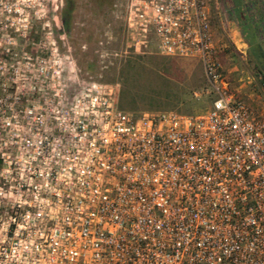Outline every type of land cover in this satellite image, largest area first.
I'll return each instance as SVG.
<instances>
[{"label":"built area","instance_id":"1","mask_svg":"<svg viewBox=\"0 0 264 264\" xmlns=\"http://www.w3.org/2000/svg\"><path fill=\"white\" fill-rule=\"evenodd\" d=\"M50 1L0 0V264H264V112L222 62L215 0L127 5L135 52L153 35L202 64L195 114L124 110L118 84L65 75L33 37Z\"/></svg>","mask_w":264,"mask_h":264},{"label":"rangeland","instance_id":"2","mask_svg":"<svg viewBox=\"0 0 264 264\" xmlns=\"http://www.w3.org/2000/svg\"><path fill=\"white\" fill-rule=\"evenodd\" d=\"M53 1L59 9L54 12L50 1L48 8L39 13L42 18L40 21L37 20L33 35H37L36 38L39 43L41 42V47L44 45L48 48L52 47L55 58L60 61L65 75L118 84L120 106L123 89L120 72L126 60L133 59L137 55L170 59L169 70L165 72L166 75L162 72V75H165L162 77H165L168 80L167 83H172L173 86L187 85L191 88L194 91L191 97L192 104L175 107L167 100L150 104L146 99L139 97L137 107L132 108L130 105H125L122 109L135 113L175 111L195 114L210 107L211 97L206 92L203 67L197 59L161 56L153 35L148 36L147 48L143 49V53L135 52L134 38L131 36L127 23L129 0H70L73 3L71 10L68 8L67 0ZM253 2H258V5L264 8V0H215L222 17L220 20L218 18L213 20V30L214 33L216 32L219 46H227L222 50L220 57L230 70L233 69L229 70L230 74L228 73L233 87L241 84L245 86L240 96L254 108L264 112V97L256 87L261 75H258L255 66L256 62L261 63L259 68L264 72V57L259 56L260 50L264 51V40L255 43L252 54L246 53L241 47L243 44V39L241 40L243 35L241 36L240 32L242 26L247 37H254L250 29L251 20L249 19L250 22L247 25L239 18L247 13ZM250 8L253 9V5ZM254 10L250 11L251 15L257 12ZM63 14L66 17V25L63 24ZM259 19V22H264L262 18ZM49 32L52 36H49ZM260 35L264 38L262 33ZM234 43H237L244 54L237 51ZM232 57L235 59L231 60ZM248 77L253 79V85L249 84L252 81H249ZM239 80L242 82L239 83ZM160 85V79L151 80L145 77L142 83L136 85V88L138 93H141L140 96H144L158 91ZM195 92L202 93V95L197 98Z\"/></svg>","mask_w":264,"mask_h":264},{"label":"trees","instance_id":"3","mask_svg":"<svg viewBox=\"0 0 264 264\" xmlns=\"http://www.w3.org/2000/svg\"><path fill=\"white\" fill-rule=\"evenodd\" d=\"M72 4L70 0H67V5L69 10H71ZM235 7V6H234ZM64 15V14H63ZM66 17L63 16V23L66 25ZM34 38L37 35H33ZM250 43L254 46L255 41L250 37ZM253 49V48H252ZM261 57H264V51L260 50ZM258 61V59H256ZM171 60L159 57H145V56H135L133 59L126 60L120 76L123 82V89L121 91V102L120 107L124 108L125 105H130V107L135 108L138 106V99L144 98L149 101L150 104L155 103V101H165L171 102L175 107L179 105H189L192 104L191 97L194 94V91L189 88L187 85L181 86L173 84H168V80L165 77V72H168ZM261 64V63H260ZM260 64H255L258 71V75H261L260 80L264 82V72L261 70ZM165 75H162L163 73ZM149 79H160L161 85L159 90L155 93H150L144 96H140L141 93H138L136 85L142 83L144 78ZM205 81V79H204ZM206 88V81H205ZM186 114V113H183Z\"/></svg>","mask_w":264,"mask_h":264},{"label":"crops","instance_id":"4","mask_svg":"<svg viewBox=\"0 0 264 264\" xmlns=\"http://www.w3.org/2000/svg\"><path fill=\"white\" fill-rule=\"evenodd\" d=\"M252 5H253V9H255L254 11H257V12H255V14L253 13V15L250 14V11L253 10L252 8H250ZM251 6L248 8L247 13H244L242 16H239V15L238 16L240 18V21L241 22H243V21L246 22L247 25H248V23L251 20V22H250L251 28L250 29H251L252 33L254 34L253 35L254 37H251V38H253L256 43H259V42L264 40V38L260 37L261 36L260 33H262L264 35V22H262V23L259 22V20H260L259 18H262L264 20V8H261L258 5V2L257 3L253 2L251 4ZM250 9H252V10H250ZM236 14H237V12H236ZM240 32H241V36L243 35V38H241V40L243 39V44L241 45V47L243 48V50L246 51V53L249 52V53L252 54L253 45L250 43L251 39L245 35V32L243 30V26L241 27V31ZM215 36H216V32H215ZM234 44L237 45V43H234ZM228 51H226V52H228ZM234 59L235 58L232 57L231 60H234ZM224 65L226 66L227 64L225 63ZM225 68L228 71L230 70L228 65ZM232 70L233 69H231L230 71H232Z\"/></svg>","mask_w":264,"mask_h":264},{"label":"flooded vegetation","instance_id":"5","mask_svg":"<svg viewBox=\"0 0 264 264\" xmlns=\"http://www.w3.org/2000/svg\"><path fill=\"white\" fill-rule=\"evenodd\" d=\"M64 24V23H63Z\"/></svg>","mask_w":264,"mask_h":264}]
</instances>
